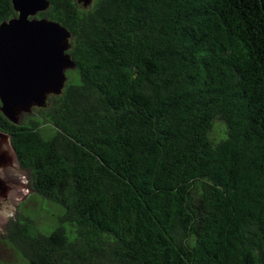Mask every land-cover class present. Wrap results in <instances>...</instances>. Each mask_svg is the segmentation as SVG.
Listing matches in <instances>:
<instances>
[{
    "label": "trees",
    "instance_id": "trees-1",
    "mask_svg": "<svg viewBox=\"0 0 264 264\" xmlns=\"http://www.w3.org/2000/svg\"><path fill=\"white\" fill-rule=\"evenodd\" d=\"M48 2L37 17L69 31L74 68L33 115L0 110V129L60 214L9 221L19 256L264 264V0ZM15 15L0 0V23Z\"/></svg>",
    "mask_w": 264,
    "mask_h": 264
},
{
    "label": "water",
    "instance_id": "water-1",
    "mask_svg": "<svg viewBox=\"0 0 264 264\" xmlns=\"http://www.w3.org/2000/svg\"><path fill=\"white\" fill-rule=\"evenodd\" d=\"M88 7L92 0H75ZM16 15L0 23V110L13 122L17 113L42 107L50 94H59L66 71L74 68L68 53L70 33L60 23L37 17L48 0H11ZM19 166L9 135L0 129V210L5 211L10 195L18 187ZM26 174V173H25ZM3 208L1 209V205Z\"/></svg>",
    "mask_w": 264,
    "mask_h": 264
},
{
    "label": "rangeland",
    "instance_id": "rangeland-1",
    "mask_svg": "<svg viewBox=\"0 0 264 264\" xmlns=\"http://www.w3.org/2000/svg\"><path fill=\"white\" fill-rule=\"evenodd\" d=\"M73 68H71L72 70ZM34 108L26 112L17 113L18 119L21 120L27 116L33 115ZM223 127L216 123L211 131V137L214 140L223 137ZM24 187L16 188L10 195V202L5 211L0 210V264H26L19 256L17 251L10 245L5 238V227L11 219L18 215H26L39 228L51 226L55 223L57 216L60 214L59 209L51 203H47L30 189L28 178L25 173L15 170L13 176ZM3 204L1 205V209Z\"/></svg>",
    "mask_w": 264,
    "mask_h": 264
}]
</instances>
